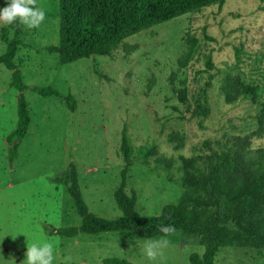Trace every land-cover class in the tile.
<instances>
[{"label":"rangeland","instance_id":"rangeland-1","mask_svg":"<svg viewBox=\"0 0 264 264\" xmlns=\"http://www.w3.org/2000/svg\"><path fill=\"white\" fill-rule=\"evenodd\" d=\"M6 0H0V8ZM44 21L24 30L15 62L27 88L24 95L31 124L10 160L7 137L19 123L18 94L12 71L0 64V260L21 264L28 243L54 244V264H105V259L129 264H191L190 255H203L198 239L181 231L155 259L144 254L145 241L131 231L80 233L75 237L49 234L50 227H79L82 218L64 183L70 165L77 169L80 191L90 212L108 219L122 216L115 193L137 199L136 211L159 216L183 196L182 157L205 139L230 140L251 136V155L264 163V129L260 107L250 100L227 105L220 90L227 74L241 73L259 85L264 98V0H226L199 12L157 24L127 38L112 56H92L61 64L48 49L60 43V0H36ZM0 55L7 50L2 42ZM14 37L12 32L10 39ZM125 47L132 49L126 52ZM208 59L215 65L207 118H192L177 91L196 95L206 82ZM51 87L59 96H42L35 88ZM76 100L71 111L66 97ZM124 131L133 147L154 145L160 157L150 162L136 157L130 166L122 153ZM185 137L175 150L169 133ZM161 155H164L162 157ZM159 160V162H157ZM16 235V238L13 239ZM7 235V236H6ZM216 264H264V249L224 247Z\"/></svg>","mask_w":264,"mask_h":264},{"label":"trees","instance_id":"trees-1","mask_svg":"<svg viewBox=\"0 0 264 264\" xmlns=\"http://www.w3.org/2000/svg\"><path fill=\"white\" fill-rule=\"evenodd\" d=\"M225 1L60 0V43L49 47L48 51L58 54L61 64L92 56H112L133 35ZM24 30L27 28L23 25L6 24L1 35L7 50L0 55V64L12 71L11 86L19 91L18 127L7 137L11 161L17 159L18 149L31 124L24 95L27 85L15 62L19 37ZM12 32L14 37L10 39ZM124 49L127 53L132 50ZM214 67L212 60L208 59L203 71L208 77L196 95L190 94L187 87L177 91L179 101L189 106L192 118H207L211 114L210 90L215 78L211 71ZM34 90L45 97L59 96V92L51 87ZM220 90L227 105L250 100L259 106L257 122L259 130L264 129V98L259 85L246 82L241 73L227 74ZM66 104L71 111L76 110V100L72 95L66 97ZM122 141L121 153L128 166L136 157L148 163L151 158L156 161L160 157L154 145L133 147L125 131ZM167 141L179 150L185 146L186 139L172 132L167 135ZM251 142V136H233L230 140L205 139L193 146V155L181 158L184 169L182 199L179 204L166 205L159 216L147 217L136 211V197L124 189L126 170L123 171V183L115 193L122 216L108 219L90 212L80 191L77 169L70 165L58 182L67 186L82 223L79 227H50L49 234L75 237L80 233L131 231L147 239L164 235L160 227L171 224L176 232L193 236L204 246L203 255H190L191 264H216V257L224 247L264 249V163L251 155ZM104 263L129 264L120 259H105Z\"/></svg>","mask_w":264,"mask_h":264},{"label":"clouds","instance_id":"clouds-1","mask_svg":"<svg viewBox=\"0 0 264 264\" xmlns=\"http://www.w3.org/2000/svg\"><path fill=\"white\" fill-rule=\"evenodd\" d=\"M35 4L36 0H6V5L0 8V24H19L28 29L38 27L45 19V11L41 7L33 6ZM141 215L144 213L141 212ZM160 232L164 235L145 241L144 254L149 259H155L170 243L168 234L175 233L176 228L171 224L162 225ZM11 236L13 239L16 238V235ZM54 250V244L47 240L40 243L27 241L25 258L21 264H54ZM3 260H0V264H3ZM63 261L64 264H70L71 257L65 255Z\"/></svg>","mask_w":264,"mask_h":264}]
</instances>
